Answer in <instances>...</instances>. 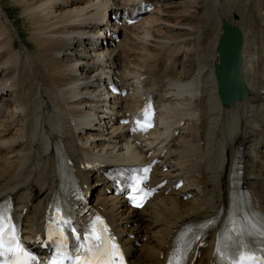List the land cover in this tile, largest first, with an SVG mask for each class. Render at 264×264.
I'll list each match as a JSON object with an SVG mask.
<instances>
[{
    "label": "bare ground",
    "instance_id": "obj_1",
    "mask_svg": "<svg viewBox=\"0 0 264 264\" xmlns=\"http://www.w3.org/2000/svg\"><path fill=\"white\" fill-rule=\"evenodd\" d=\"M10 1L22 9L35 45L16 49L9 30L16 27L0 0L6 14V24L0 17V202L12 199L24 214L29 242L42 238L63 192L62 150L131 264H166L186 226L221 217L216 231L194 247L201 254L195 264H213L237 154L244 187L264 216V0H133L131 14L151 1L156 10L122 30L101 18L113 10L117 15L124 2ZM225 25L238 31L243 46L238 65L235 56L224 76L230 81L237 68L249 92L232 107L221 103L216 75ZM98 30L123 38L113 45ZM107 75L133 93L108 101ZM148 102L157 104L158 129L132 144L119 117H132ZM156 158L161 163L152 182L166 179L168 187L141 211L128 210L102 171ZM165 166L170 169L163 172ZM180 180L185 186L174 189ZM241 229L264 244L257 225L241 221Z\"/></svg>",
    "mask_w": 264,
    "mask_h": 264
},
{
    "label": "snow or ice",
    "instance_id": "obj_2",
    "mask_svg": "<svg viewBox=\"0 0 264 264\" xmlns=\"http://www.w3.org/2000/svg\"><path fill=\"white\" fill-rule=\"evenodd\" d=\"M101 231L106 232V227L102 228ZM92 232L93 234L96 233L95 225ZM92 239L94 243L87 249L88 252H99L104 248L105 241L102 235H93ZM111 248L113 250L112 255H118V249L115 244H112ZM30 261L35 264V258L25 251L16 238L15 229L9 223L7 209L4 205H0V264H29ZM53 264H56V262H53ZM85 264H90V261H85ZM101 264H104V262H101ZM120 264H123L122 260ZM175 264H179V262L176 261ZM235 264H264V258L257 260L254 257L241 256L236 260Z\"/></svg>",
    "mask_w": 264,
    "mask_h": 264
},
{
    "label": "water",
    "instance_id": "obj_3",
    "mask_svg": "<svg viewBox=\"0 0 264 264\" xmlns=\"http://www.w3.org/2000/svg\"><path fill=\"white\" fill-rule=\"evenodd\" d=\"M223 29L224 34L221 37L218 48L220 55V65H217L216 75L219 81V93L222 102L231 106L237 100L244 99L248 94V91L244 90V86L239 79L237 68L235 75L230 81H228L224 76V72L227 71L230 64L232 63V59H235V56L238 65L243 41L235 28L225 25ZM235 35L237 37H234ZM233 37L235 38L234 40Z\"/></svg>",
    "mask_w": 264,
    "mask_h": 264
},
{
    "label": "rangeland",
    "instance_id": "obj_4",
    "mask_svg": "<svg viewBox=\"0 0 264 264\" xmlns=\"http://www.w3.org/2000/svg\"><path fill=\"white\" fill-rule=\"evenodd\" d=\"M1 3L2 6L4 5L5 8H3L5 9L8 17H10L16 27V30L13 27H9L16 49H21L23 47V44H31L34 47L35 43L31 40V34L28 29L29 25L26 20L22 17V9L14 6L10 0H1ZM5 15L6 14L2 11V9H0V17L2 21L6 24Z\"/></svg>",
    "mask_w": 264,
    "mask_h": 264
}]
</instances>
